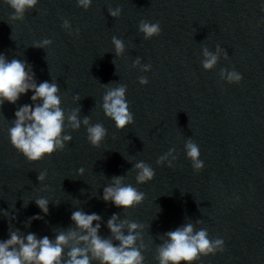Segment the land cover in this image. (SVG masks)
<instances>
[{
  "label": "water",
  "instance_id": "95a60500",
  "mask_svg": "<svg viewBox=\"0 0 264 264\" xmlns=\"http://www.w3.org/2000/svg\"><path fill=\"white\" fill-rule=\"evenodd\" d=\"M109 8L122 9V15L113 18ZM13 15L0 0V54L25 61L36 83L58 84L66 117L77 112L81 127L74 130L66 120L64 133L71 141L33 164L9 137L15 112L33 104L32 93L15 105L5 102L0 240L11 231L52 240L60 232H79L71 217L83 211L101 217L99 234L114 244L119 242L108 228L114 215L139 224L144 264H158L167 233L189 223L207 229L210 239L225 241L223 253L201 256L197 264H264V0H93L87 11L76 0H39L23 20H12ZM65 20L71 32L64 29ZM142 20L159 23L161 35L145 39ZM114 36L125 44L122 56ZM44 39L52 44L37 47ZM217 46L228 58L221 54L216 68L206 71L204 49L215 54ZM224 69L241 73L242 82L223 80ZM141 77H147V86L139 83ZM120 85L127 86L135 120L123 131L102 107L107 88ZM85 118L107 130L99 148L88 140ZM189 139L200 147L201 172L187 158ZM173 148V167L159 165ZM141 161L156 173L143 185L136 181ZM116 177L144 193L141 205L125 210L103 199ZM39 198L48 200L47 214L36 204ZM123 230L127 234V223Z\"/></svg>",
  "mask_w": 264,
  "mask_h": 264
},
{
  "label": "clouds",
  "instance_id": "9594fccd",
  "mask_svg": "<svg viewBox=\"0 0 264 264\" xmlns=\"http://www.w3.org/2000/svg\"><path fill=\"white\" fill-rule=\"evenodd\" d=\"M77 5L89 10L93 0H76ZM5 3L14 11L12 20H23L29 10L35 9L39 0H5ZM109 14L118 19L122 15V9L109 8ZM63 27L71 32L72 25L68 20L64 21ZM139 31L144 38L151 40L159 37L162 29L159 23H151L142 20ZM117 56L125 52L123 40L112 38ZM52 44V40L44 39L37 47H45ZM221 54L227 59V54L217 46V52L213 54L204 49L205 59L202 66L206 71H212L218 65ZM138 59L135 66H140ZM150 65L143 68L150 70ZM221 78L229 84H240L243 80L241 73L236 70L221 71ZM139 83L147 86V77H141ZM127 86L120 85L108 87L103 96V110L107 118L114 121L116 128L120 131L134 124V116L130 111L127 100ZM32 93L33 104H25L15 112V121L9 129V137L12 146L20 152L29 162L37 164L42 160L52 157L57 151L65 148V143L70 142L72 137L65 135L66 120L74 130L81 127L78 113L65 115L60 97L58 84L42 82L36 83L35 75L30 66L22 60L8 58L0 54V109L5 102L15 105L23 95ZM75 99L78 101L79 96ZM83 124L87 126L88 140L93 147L99 148L108 133L106 128L100 124L90 125L88 118ZM187 158L192 162L193 169L201 172L205 164L201 159L200 147L191 139L185 145ZM175 149H170L161 156L157 163L169 168L173 167L176 159ZM171 158V159H170ZM137 170L136 181L138 184H147L155 179L154 169L144 163L135 165ZM83 173V169L80 170ZM47 173H41L39 180L45 181ZM103 199L113 203L118 208L131 210L143 203L144 193L137 190L131 184H125L123 177H116L113 184L104 189ZM48 200L39 198L36 204L41 210L48 213ZM40 217H36L39 219ZM72 221L80 231L60 232L55 240L47 236L38 238L29 233L26 236L18 231H11L9 238L0 240V264H144L145 257L140 247H137L138 231L141 228L136 222H120L118 216H113L108 221V228L118 244L110 239L100 236L101 217L98 214H88L83 211L72 213ZM127 223L128 232L124 233ZM67 249V252L65 251ZM225 251V241L221 238L210 239L207 229L196 230L189 223L174 231L167 233L166 241L158 249V264H197L201 256L216 255ZM67 257V258H65Z\"/></svg>",
  "mask_w": 264,
  "mask_h": 264
}]
</instances>
